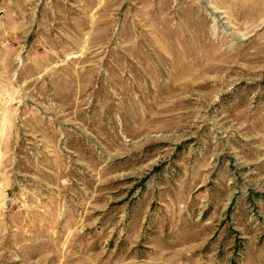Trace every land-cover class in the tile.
I'll return each instance as SVG.
<instances>
[{
    "label": "rangeland",
    "instance_id": "1",
    "mask_svg": "<svg viewBox=\"0 0 264 264\" xmlns=\"http://www.w3.org/2000/svg\"><path fill=\"white\" fill-rule=\"evenodd\" d=\"M0 264H264V0H0Z\"/></svg>",
    "mask_w": 264,
    "mask_h": 264
}]
</instances>
